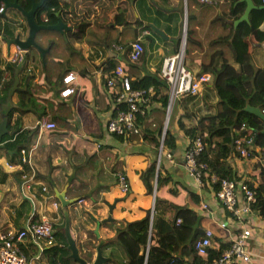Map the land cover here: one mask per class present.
<instances>
[{"label": "crops", "instance_id": "crops-1", "mask_svg": "<svg viewBox=\"0 0 264 264\" xmlns=\"http://www.w3.org/2000/svg\"><path fill=\"white\" fill-rule=\"evenodd\" d=\"M187 1L113 0L115 5L124 2V24L112 22L114 11L110 7V17L96 14L90 18L91 25L78 38H65V30L63 33L52 29L47 31L48 34L39 32L36 34L37 42L48 48L44 61L37 49L30 48L23 51L20 60L14 59L18 66L13 70L12 80L9 79L11 72L4 71L3 75L10 80L11 88L8 100L0 102V122L4 114L7 115V131L0 143L4 144L11 137L13 140L0 146V241L7 230L23 227L34 209L36 218L55 217L54 229L62 231L64 214L59 196H63L70 200L66 209L71 234L80 253L92 259L99 239L103 238L107 242L102 245V253L112 257L105 264H118L119 261L127 263L123 248L115 239L116 229L124 227L126 220L140 217L144 208H154L156 195L160 199L155 214L161 215L171 224L174 221V208L171 204L189 208L194 216L190 223V237L178 244L172 243L177 254L184 259H190L195 239L207 228L212 230L213 246L220 239L226 245L241 229L248 227L250 235L246 245L253 261L249 264H264V217L256 210H251L242 218H230L216 200L214 189L197 185L184 162L189 139L177 124L179 116H182L186 125L193 124L192 120L186 121L185 114L192 117L188 112L191 109L196 115L194 111L198 98L201 102L206 99V95L211 98L214 96L215 101L217 99L215 91L212 92L215 90L212 86L213 76L201 70L200 63L205 50L219 46V43L212 46L213 39L225 34L221 23L214 21L216 14L225 7V0H210L206 3L188 1V8L193 14L191 35L201 42L202 47L192 48L191 56L185 57V63L192 71L209 73L210 77L196 95L181 96L172 105L170 115L174 111V117L172 125L168 123L167 127L175 136L176 145L174 149H169L171 156L163 155L157 162L158 148L155 140L140 135L120 139L117 135L121 134H112L106 127L108 119L115 115L116 106L114 88L105 84V74L118 63L131 76L159 71L163 57L179 48L173 50L172 41L178 33L182 35L184 28L186 39L187 27L182 26V19L183 6H187ZM111 2L106 0L105 4ZM5 16L1 26L7 34H0L2 69L8 60L13 61L17 46L13 42L8 45L6 39L15 36L24 39L28 34L20 10L7 7ZM135 19L141 20V23ZM149 23L162 30L166 37L150 27ZM143 24L160 34L165 42L150 29L142 27ZM107 26L110 29L107 30ZM260 28L264 29V21ZM106 31L115 39L120 37V40L113 41L109 46L104 45ZM138 35L142 37L144 52L140 60H126L122 57L124 48ZM256 40L252 34L246 40L248 48H242L252 55L256 66L264 68V53L256 47ZM261 44L264 45L263 42ZM37 66L39 70L36 72L34 68ZM70 72L74 75L71 81L74 91L62 96L59 91L66 85L62 77ZM22 95H28V100ZM150 104L146 114L141 117L144 123L157 128L163 124L162 120L164 122L165 110L159 102ZM8 109H12L10 115ZM44 114L56 121V128L40 126L39 119ZM252 148L259 149L257 146ZM255 150L253 157H239L231 153L227 160L244 181L252 179L254 184H258L262 178L259 172L261 162ZM22 156L28 160L23 162ZM152 163L156 171L161 165L160 171L165 180L158 188L154 186L150 194L146 191L141 174ZM20 167L32 177L31 189L25 191L33 197L34 208L31 201L22 195ZM119 172L125 175L130 185L127 192L118 185ZM153 180L156 182V172ZM178 218L181 220L180 216ZM47 247L44 246L38 259H45L47 264H58L57 258L46 250Z\"/></svg>", "mask_w": 264, "mask_h": 264}, {"label": "trees", "instance_id": "trees-1", "mask_svg": "<svg viewBox=\"0 0 264 264\" xmlns=\"http://www.w3.org/2000/svg\"><path fill=\"white\" fill-rule=\"evenodd\" d=\"M105 1L44 0L42 5L36 10L35 18L39 23L49 24L56 22L58 17H60L71 26V29L65 30V38L67 39L70 36L78 38L85 33L86 29L91 25L90 18L96 14L100 15V17L102 15L110 17L111 12L108 11L110 7L114 11L113 16H111L112 22L124 24L123 17L125 11L122 9V3L124 2L115 5L113 0L111 4H105ZM108 1L110 3V0ZM1 2L2 0H0V4ZM18 2L26 9L31 6V0H18ZM253 2L256 4V7L250 10L248 15L249 20H242L236 26L232 24V20L243 12L246 5L244 0H225V7L214 17V21L220 22L221 26L225 29V34L213 39L212 46L216 43H219V46L213 50H205L203 52L200 69L210 72L213 76L212 86L215 89L217 97L215 111L199 115L196 122L189 126L183 122L182 116H179L177 124L189 139V144L195 136L199 135L201 137L203 148L197 154L196 161L198 164H205L204 167L200 168L202 178L207 183L205 186H209L208 184L211 183L214 189H218L219 182L210 181L211 174H214L217 178L223 176L236 179L242 178V175L233 169L227 157L231 153H235L239 157L250 158L255 156L253 155L255 149L252 147H248V153L245 156H241L234 142L235 137L241 135L251 134L253 136L252 145L259 147L255 151L257 152L256 156L258 160L261 162L259 172L262 178L258 184H254L252 179L245 180L249 186L257 190L256 199L251 203V210H256L264 217V131H261L264 127V122L257 115L243 109L246 102H248L251 105L259 106L264 111V68L256 66L253 63L252 55L243 50V48L247 49L249 46L248 42L244 39L249 33H252L257 40L264 39V29L260 28V25L264 21V0H253ZM187 13L188 26L186 30L185 57L191 56L190 50L192 48L202 47L201 42L191 35L193 30L191 27L193 14L190 10ZM0 16L4 17L5 22V11L1 12ZM153 20L156 22L155 19ZM135 21L141 23V20L135 19ZM1 25L0 34L6 35L7 33ZM142 27L150 29L153 34L165 42L164 38L147 24H143ZM106 29H110L109 26ZM48 30L41 29L37 33L47 32ZM106 32V38L103 39L104 45L109 46L113 41L120 40V37L115 39L108 31ZM180 40L181 35L178 33L172 41L173 50L178 48ZM129 47L130 45L126 44L122 57L133 61L128 56ZM17 66L18 62H15V60H8L6 67L4 69L0 68V102L8 100L10 95L9 88H11L10 80H7L3 73L5 70L11 72L9 79L12 80L13 70ZM129 77L133 88L152 86L154 91L151 95V103L159 102L165 110L168 101V83L159 71L145 72L142 75L136 76L129 75ZM22 96H25V100L28 98V95ZM187 96H194V94H188ZM23 103L25 105L28 104L26 102ZM150 105L146 106L147 111ZM11 112L12 109H8L9 115ZM143 121L141 115L138 114L136 124L140 128V134L128 132L126 135L121 134L117 136L120 139L133 138L134 135L149 137L155 140L158 146L162 125L156 128ZM242 123H245V129L240 128ZM175 142V136L167 127L163 138L164 147L168 150L174 149ZM4 144L7 145L8 142H4ZM160 168L161 165L158 166V170L156 171L155 164L152 163L142 172L141 178L145 184L147 193L152 194L154 186L155 189L158 188L165 180ZM155 172L156 182L153 180ZM129 190L130 185L126 192ZM159 199L155 195L154 208H144V213L140 217L126 220L124 227L116 229L115 239L123 248L127 258V263L119 261L121 264H205L207 261L218 256L221 250L228 246L229 242L225 245V242L221 239L216 240L217 244L212 246L214 236H210L211 242L207 246L206 256L198 254L194 249L193 254L190 255V259H184L181 255L177 254L176 248L172 246V243L178 244L190 237V223L193 222L194 216L191 215L189 208L171 204L174 208V221L171 224L170 221H166L161 215H156L154 212ZM33 215L36 217L35 210ZM179 216L181 220L177 222L176 219ZM54 236L57 241L48 246L46 250H49L52 256L57 258L58 264H69L71 259L67 257L69 250L66 247L67 241L64 233L58 229L54 232ZM119 262L118 264H120Z\"/></svg>", "mask_w": 264, "mask_h": 264}, {"label": "built area", "instance_id": "built-area-1", "mask_svg": "<svg viewBox=\"0 0 264 264\" xmlns=\"http://www.w3.org/2000/svg\"><path fill=\"white\" fill-rule=\"evenodd\" d=\"M206 3L210 0H199ZM4 10L3 4L0 5V13ZM4 23V18L0 16V24ZM143 32H146L143 31ZM128 56L131 60H140L144 45L141 36H136L129 43ZM185 34L182 35L179 48L170 54H166L161 62L159 72L168 83V101L165 107L164 122L162 124V131L160 143L157 146L158 155L157 162L163 155L171 156L168 149L164 147L163 138L168 124L170 111L175 100L187 94H197L201 86L207 82L210 77L209 73H198L192 71L185 63ZM119 47H122L120 45ZM120 49V48H119ZM24 49L17 47L13 53L12 59L22 58ZM37 80V78H34ZM66 83L59 93L66 96L74 91V86L71 81L74 75L70 72L62 77ZM105 84L114 88V99L116 112L110 117L106 123L107 130L112 134L126 135L128 132L140 134V128L136 124L137 116L140 114L144 116L147 112L146 106L151 103V95L153 94V87L147 88H133L130 82L129 74L125 71L124 66L120 63L116 64L105 74ZM124 104V105H123ZM41 127L46 129H54L57 124L56 121L50 119L47 115H42L39 119ZM245 123H242L240 128L245 129ZM13 140V137L5 140ZM253 136L241 135L235 137L234 142L236 149L241 156L248 153V147H252ZM203 148L201 137L195 136L191 143L187 145L184 162L186 167L198 186H204L207 183L202 178L201 167L204 163L198 164L196 161L197 154ZM28 158H23L22 161H27ZM22 170L20 188L22 195L27 197L34 208L33 197L26 192L25 189H31V179L27 172ZM119 187L126 191L129 187L122 172L117 174ZM210 181H218V189H214L210 184L209 187L214 189V195L219 204L227 211L230 218H242L251 212V203L255 201L257 190L244 181L243 178L236 179L228 176L217 178L214 174L210 175ZM208 182V181H207ZM35 210V209H34ZM34 211L31 218L25 222L21 228L10 229L4 234L0 241V264H33L34 260L38 259L44 250L45 245H52L54 243V224L55 217H34ZM180 219L177 218V222ZM212 230L207 228L203 234L198 236L194 241V249L202 256H206L207 246L210 245V236ZM250 235V228L245 227L229 241L228 246L223 248L218 256L207 261L205 264H249L253 263L252 254L248 250L246 240ZM32 253H29L31 252Z\"/></svg>", "mask_w": 264, "mask_h": 264}, {"label": "water", "instance_id": "water-1", "mask_svg": "<svg viewBox=\"0 0 264 264\" xmlns=\"http://www.w3.org/2000/svg\"><path fill=\"white\" fill-rule=\"evenodd\" d=\"M2 1L4 2L5 7H15L18 10H20V12L25 18L26 25L28 27V34L24 39L19 38V36H15L13 38H7L6 39L7 44L9 45V43L13 42L17 46H19L21 49H25V50L31 47H35L40 52L42 61H44V55H45V52L48 50V48L41 46L37 42L36 40L37 32L40 31L41 29H52V30H58L63 33L64 30L71 29V26L67 24L66 22H64L60 17H58L56 22L49 23V24L39 23L36 20L35 18L36 10L42 5L44 0H31V6L28 9L21 6L18 0H2ZM244 1L246 2V5H245L243 12L240 14V16L232 20V24L234 26H236L242 20L248 21L249 20L248 15H249L250 10L256 7V4L253 2V0H244ZM149 26L155 29L157 32H159L162 36L166 37L163 34V31L156 28L152 23H149ZM251 37H252V33H249L245 38L247 40L248 38H251ZM256 42L258 43V45L256 44V47L259 48L260 50H263L262 52L264 53V45L261 44L262 42L264 44V39L256 40ZM243 109L257 115L264 122V111H262L259 106H254L246 102ZM6 123H7V115L4 114V119L0 122V140L7 131ZM261 131H264V127L262 128ZM0 146H4V144L0 143ZM59 200L61 201V205L63 207V214H64V223L62 226V231L67 241L66 247L69 250L67 257L71 259V264H74V263L76 264H105L107 261L112 260L111 256H105L102 253V245L103 243L107 242V240H104L103 238L99 239V242L97 246L95 247V256L92 259H87L83 255H81L76 245L75 239L73 238L71 234L69 214H68V210L66 209L67 205L70 203V200L65 199L63 196H59ZM113 206H114V202L110 204V207H109L110 211H112ZM111 218L112 216L110 215L109 219ZM98 235L99 233L98 231H96V236Z\"/></svg>", "mask_w": 264, "mask_h": 264}, {"label": "rangeland", "instance_id": "rangeland-1", "mask_svg": "<svg viewBox=\"0 0 264 264\" xmlns=\"http://www.w3.org/2000/svg\"><path fill=\"white\" fill-rule=\"evenodd\" d=\"M186 5L187 6H185V8L183 6V19H182L183 22H182V26H184V27H187V14H188L187 12L189 10V8H188V1L186 2ZM41 33L48 34L47 32H41ZM184 34H185V31L183 30L182 35H184ZM182 35H181V38H182ZM31 48L36 49L35 47H31ZM34 70L37 72L39 70V66L35 67ZM213 91H215V90H212V92ZM202 96L204 97L205 95L203 94ZM205 97H206V99H205L206 101L205 100H202V102L200 101V98H198V101L196 102V109L194 111V113L196 115L193 114V112L191 111V109H188V112L191 113L190 116H192V117H188L187 114H185L186 113V108L183 109V113L185 112L184 114L186 115L185 116L186 121L191 122V120H192V121L196 122V120H197V118H198L199 115H203V114H207L208 112L215 111V109L217 107V104H216V101H215V97L212 96V98H211V96H209V95H206ZM176 103H175V105H176ZM175 105H174V108H175ZM173 117H174V111L172 112V115H170V118H169V121H168V123L170 124V126L172 125ZM194 122H193V124H194ZM162 123H163V120H162ZM33 264H47V263L45 262V259L41 258V259H38V260H34V263ZM74 264H76V263H74Z\"/></svg>", "mask_w": 264, "mask_h": 264}, {"label": "clouds", "instance_id": "clouds-1", "mask_svg": "<svg viewBox=\"0 0 264 264\" xmlns=\"http://www.w3.org/2000/svg\"><path fill=\"white\" fill-rule=\"evenodd\" d=\"M2 4H3V6H4V10H3L2 12H4V11H5V9H6L7 7H5V5H4V2H3V1L1 2V4H0V5H2ZM3 18H4V17H3ZM183 27H184V26H183ZM183 30L185 31V28H184ZM17 47H19V46H16V48H17ZM27 50H28V49H27ZM27 50H25V49H24V51H27ZM198 73H199V72H198ZM194 95H196V94H194ZM5 142H7V141H5ZM49 246H50V245H49Z\"/></svg>", "mask_w": 264, "mask_h": 264}, {"label": "flooded vegetation", "instance_id": "flooded-vegetation-1", "mask_svg": "<svg viewBox=\"0 0 264 264\" xmlns=\"http://www.w3.org/2000/svg\"><path fill=\"white\" fill-rule=\"evenodd\" d=\"M69 264H71V262Z\"/></svg>", "mask_w": 264, "mask_h": 264}]
</instances>
